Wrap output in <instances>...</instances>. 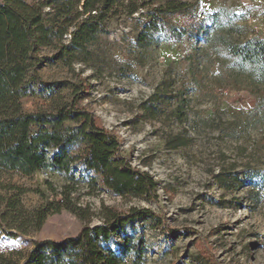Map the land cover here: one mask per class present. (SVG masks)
Listing matches in <instances>:
<instances>
[{"label":"rangeland","instance_id":"rangeland-1","mask_svg":"<svg viewBox=\"0 0 264 264\" xmlns=\"http://www.w3.org/2000/svg\"><path fill=\"white\" fill-rule=\"evenodd\" d=\"M152 1L123 0L83 63L68 67L55 50L43 49L23 110L50 113L78 93L80 106L118 138L129 164L156 182L148 199L73 186L71 198L93 213L91 225L100 223L102 206L151 212L111 236L107 245L116 253L129 235L145 242L143 264H264V76L217 59L204 32L137 48L134 36ZM183 1L194 6L193 17L178 15L177 27L193 18L205 27L209 13L222 11L235 25L232 43L264 41V0ZM132 8L137 12L128 16ZM64 185L50 171L2 173L0 212L16 200L26 212L60 202ZM81 227L62 210L38 231L2 234L0 264L20 258L32 241H61ZM122 260L133 264L132 253L126 249Z\"/></svg>","mask_w":264,"mask_h":264},{"label":"trees","instance_id":"trees-1","mask_svg":"<svg viewBox=\"0 0 264 264\" xmlns=\"http://www.w3.org/2000/svg\"><path fill=\"white\" fill-rule=\"evenodd\" d=\"M122 3L123 0H0V174L30 176L50 171L65 182L58 193L60 202H48L26 212L19 208L17 200L13 201L8 212H0V235L16 237L18 233L38 231L49 216L62 210L82 223L76 236L61 241H32L29 251L3 264H123L126 249L132 253L133 264L145 261L142 238L123 236L124 247L118 253L107 243L129 223L151 218L150 211L130 208L120 212L102 206L100 223L91 225L93 213L77 205L71 195L73 186L83 183L89 189L102 187L121 198L148 199L156 190L154 179L129 164L118 138L80 106L78 93L50 113L24 112L21 102L31 93L30 81L39 80L43 49L55 50L68 67L83 63L81 56L107 32L108 22ZM149 5L134 36L137 48H146L157 39L172 41L187 33L204 32L217 59L264 76V41L232 43L228 37L235 25L222 11L209 13L205 27L195 18L177 27L174 20L178 15L193 17L194 6L188 1L153 0ZM136 12L137 8H132L127 15ZM196 63L197 58L191 61L195 70L199 67ZM34 126L39 128L32 133ZM218 179L224 183L220 176Z\"/></svg>","mask_w":264,"mask_h":264}]
</instances>
